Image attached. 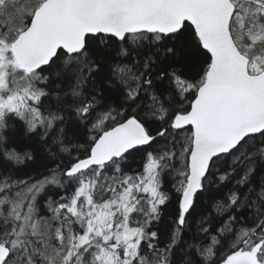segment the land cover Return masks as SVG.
<instances>
[{
  "label": "snow or ice",
  "instance_id": "1",
  "mask_svg": "<svg viewBox=\"0 0 264 264\" xmlns=\"http://www.w3.org/2000/svg\"><path fill=\"white\" fill-rule=\"evenodd\" d=\"M185 49L204 57L190 77L171 63ZM116 56L138 57L137 71ZM121 87L119 106L92 119ZM176 130L183 170L161 248L152 225L171 199ZM168 137L173 148L146 152L141 171L121 169ZM37 152L44 172L0 176V264H264V0H0V169L35 164ZM217 172L231 184L214 203L219 226L177 261Z\"/></svg>",
  "mask_w": 264,
  "mask_h": 264
},
{
  "label": "trees",
  "instance_id": "2",
  "mask_svg": "<svg viewBox=\"0 0 264 264\" xmlns=\"http://www.w3.org/2000/svg\"><path fill=\"white\" fill-rule=\"evenodd\" d=\"M138 57H120L116 56L115 61L121 65L127 64L133 72L137 71V66L134 64V60H138ZM204 57L200 54H195L187 49L181 51L177 54L175 58L171 60L172 66L179 68L183 71L186 77L195 75L200 71L202 67V61ZM59 84L60 81H57ZM134 86V85H133ZM169 86L168 81L165 80L160 83L159 87L167 88ZM65 90L68 89V84H61ZM123 88H119L118 91H105V97L102 100L101 106H99L92 115V119H95L98 115L107 111L108 107H118L119 102L122 99ZM147 103V101H146ZM15 127L17 130L21 127L19 123H16ZM156 126V125H154ZM67 133L69 139L72 143H83L82 130H78L69 121L66 125ZM176 137L177 143L174 146V150L177 153V157L171 161L169 168H166L163 173V191H165L170 197V201L166 206L163 207V214L159 221L154 222L152 225V230L158 232V243L161 248L168 243V236L170 229L172 227V220L175 219V214L178 208L177 194L175 192L174 185H177V181L180 179L178 176V171L183 170L182 163L183 157L180 156V151L182 144L186 142V133L184 131L176 130L173 132ZM172 138L168 137L167 140L159 139L157 143L153 144L151 147L143 146L141 151L134 152L132 155L128 156L125 161L120 164L121 169L125 173L133 174L135 172L141 171L143 163L145 162V154L148 151H153V149L158 148H173ZM14 147L16 145H13ZM19 150V148H18ZM55 150V149H53ZM37 162L35 164L27 163V167L23 165L15 166L11 170L0 169V176L11 174L14 178L23 179L26 176L35 175L37 172H44L45 165L49 164L48 161L43 160L40 157L39 152L36 153ZM67 162V161H65ZM228 167L227 162L220 163L221 172L226 170ZM221 172H217L216 176L213 178V182L206 186V190L198 193L195 201V210L191 214V219L187 229L182 233L181 240L183 243L179 247L173 248V257L178 261L185 250H188V246L194 243H210V236L215 234L216 228L219 226V218L214 207V203L217 199H221L224 193L231 187L228 181H220L219 175ZM46 174V173H45ZM105 175L112 176L113 172L109 171ZM47 196H51L55 200L59 195L62 194V190L55 186H50L46 189ZM44 196L40 197L43 201ZM202 217H206L207 220L204 223L205 227L210 229L209 236L205 237L199 232V226ZM196 236L198 239L193 240L192 237ZM224 251V249H220Z\"/></svg>",
  "mask_w": 264,
  "mask_h": 264
}]
</instances>
